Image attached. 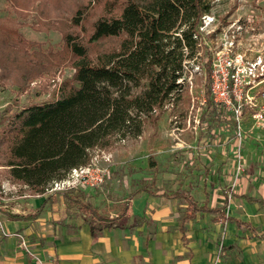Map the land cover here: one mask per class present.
Instances as JSON below:
<instances>
[{
  "label": "rangeland",
  "instance_id": "374dc122",
  "mask_svg": "<svg viewBox=\"0 0 264 264\" xmlns=\"http://www.w3.org/2000/svg\"><path fill=\"white\" fill-rule=\"evenodd\" d=\"M205 1L211 4V11L200 18L202 34L197 36V52L184 60L185 70L170 96L152 113L139 136L119 139L108 149L93 150L92 160L85 166L96 167L93 175L103 173V181L92 184L91 177L79 183L73 168L58 180L59 186L55 181L48 184L46 192L61 200L63 207L68 206L61 194L67 191L103 213L115 215L132 198L131 192L143 185L152 190L198 186L208 170L213 172L220 153L230 157L233 174H244L246 167L252 173L264 169V0ZM86 3L89 9L95 0H0V28L16 29L26 40L23 48L13 42L17 48L14 53L44 65L39 76L25 81L21 66L0 63V128L7 114L54 99L62 81L72 77V62L60 61L53 54L65 47L59 26L67 28L77 8ZM102 7L101 3L97 10ZM82 22L74 28L81 34ZM210 61L213 70L233 79L230 95L235 105H241L235 117L227 115L212 122V129L208 128L212 116L206 111ZM3 159L0 152V246L15 234L4 228V213L43 208L44 199V194L34 193L27 184L12 181L1 164ZM75 183L79 184L71 187Z\"/></svg>",
  "mask_w": 264,
  "mask_h": 264
},
{
  "label": "trees",
  "instance_id": "16d2710c",
  "mask_svg": "<svg viewBox=\"0 0 264 264\" xmlns=\"http://www.w3.org/2000/svg\"><path fill=\"white\" fill-rule=\"evenodd\" d=\"M101 3L99 12L97 6ZM88 5L77 8L67 28L59 26L65 47L53 55L72 62V77L62 81L54 99L23 106L2 120L1 164L12 181L27 184L34 193L46 192L51 182L65 178L73 168L89 164L93 150L108 149L119 139L142 133L152 113L175 89L185 70L184 60L196 54L197 36L202 34L200 18L211 11V4L205 0H144L142 4L137 0H95L89 9ZM82 20L86 21L81 26L83 34L74 29ZM1 31L0 63L21 66L25 81L39 76L44 65L30 62L25 54L19 58L13 51L17 49L13 42L23 48L26 40L16 29L3 26ZM207 66L206 111L212 116L208 124L212 129V122L224 120L227 115L235 117L237 111L214 100L212 62ZM228 84L232 91V78ZM140 190L154 192L146 184L130 196ZM62 194L68 204L85 214L93 239L105 228L127 225L130 200L120 213L109 216L67 191ZM164 194L185 201L184 219L205 211L213 220L252 227L250 222L226 212L228 197L221 205L211 206L200 204L184 187L165 190ZM244 196L264 204V197ZM5 214L23 219L37 216L39 210ZM139 219L134 216L131 225H137Z\"/></svg>",
  "mask_w": 264,
  "mask_h": 264
},
{
  "label": "crops",
  "instance_id": "0c3cea01",
  "mask_svg": "<svg viewBox=\"0 0 264 264\" xmlns=\"http://www.w3.org/2000/svg\"><path fill=\"white\" fill-rule=\"evenodd\" d=\"M218 156L213 172L208 170L198 186L170 190L190 189L200 204L211 206L228 197L226 212L252 227L213 220L205 211L184 219L185 201L167 197L168 189L140 190L129 199L127 225L105 228L93 239L85 214L76 205L61 194L68 206L63 207L53 193L44 192L43 208L11 212L39 210L37 216L11 219L4 213V228L15 234L0 246V264H264V204L244 196L264 197V169L252 173L246 167L244 174H233L230 157ZM136 215L141 219L132 226Z\"/></svg>",
  "mask_w": 264,
  "mask_h": 264
},
{
  "label": "built area",
  "instance_id": "2783aa9c",
  "mask_svg": "<svg viewBox=\"0 0 264 264\" xmlns=\"http://www.w3.org/2000/svg\"><path fill=\"white\" fill-rule=\"evenodd\" d=\"M232 76L234 77V74L232 73ZM212 95L214 97V100L217 102L225 103L228 106H232L233 108L236 109V111H239L240 109L238 108L240 105L238 104L237 106L233 103L232 97L230 95V90H229V84H228V77L227 73H219L216 69L213 70L212 73ZM237 78V77H234ZM237 107V108H236ZM74 170L77 172V176L79 179V183L91 179V177L94 178V181L92 184H100L103 181L104 174H99L97 176H94L93 173L96 170V167L93 166H80L77 168H74ZM75 183L71 185V187L79 184ZM61 183L60 181H55L54 185L59 186ZM54 186L50 189L53 190ZM24 243V241H23ZM25 244V243H24Z\"/></svg>",
  "mask_w": 264,
  "mask_h": 264
}]
</instances>
